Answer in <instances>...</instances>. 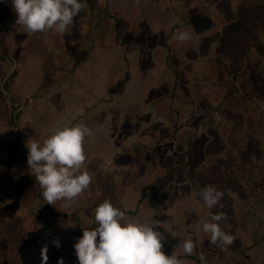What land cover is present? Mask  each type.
<instances>
[{"label":"crops","instance_id":"1","mask_svg":"<svg viewBox=\"0 0 264 264\" xmlns=\"http://www.w3.org/2000/svg\"><path fill=\"white\" fill-rule=\"evenodd\" d=\"M257 1L86 0L82 22L68 27L73 70L65 66L63 33L14 29L18 43H25L15 53L18 67L26 68L22 82L45 72L46 87L58 83L62 88L57 96L52 90L57 103L46 106L41 127L63 116L80 120L85 113L82 123L93 131L84 143L89 167L81 169L91 174L92 187L72 202L61 201L64 213L73 212L76 203L92 209L78 225L66 219L75 229L65 237L68 243H75L85 228L97 227L95 209L110 200L128 219L166 220L154 226L165 230V251L175 252L185 264H202L201 253L206 264L219 257L225 264H264V15L255 17ZM243 25L248 40L246 29L239 30ZM182 31L191 39L180 41ZM28 39L33 52L27 51ZM89 42L95 47L87 54ZM0 57L1 79L11 64L4 50ZM61 107L67 112H55ZM1 127L6 134L2 117ZM246 157L249 179H241ZM219 169L226 173L216 176ZM258 171L260 178L250 180ZM21 176L25 183L11 185L16 189L4 196L8 201L15 193L16 199L0 209L32 230L39 226L32 222H38L40 212L33 220L26 211L35 206L38 186L28 173ZM210 184L224 193L222 207L209 209L199 197ZM215 212L226 214L220 223L234 238L229 246L210 243V234L202 231ZM45 232L37 233L36 251L44 248ZM189 235L197 241L192 255L182 247ZM2 250L0 259L9 253L8 247ZM25 257L28 264L36 255ZM75 257L67 264H78Z\"/></svg>","mask_w":264,"mask_h":264},{"label":"clouds","instance_id":"2","mask_svg":"<svg viewBox=\"0 0 264 264\" xmlns=\"http://www.w3.org/2000/svg\"><path fill=\"white\" fill-rule=\"evenodd\" d=\"M4 2L0 0V3ZM11 3L17 15V24L34 33L49 30L63 33L86 7V0H11ZM178 39L186 41L191 36L182 31ZM92 135V129L79 123L58 126L43 143L34 139L28 142L27 163L48 204L55 205L62 200L72 202L89 187L92 176L81 168L86 160L84 143ZM198 195L212 209L220 205L224 193L210 184ZM225 219L226 214L215 212L203 223L202 231L210 234V243H219L224 247L233 243V236L221 227L220 222ZM95 221L97 227L85 228L74 244L78 264H185L175 252L165 251V230L154 226L165 224L166 220L147 224L128 219L123 210L105 200L95 209ZM53 243L56 247L60 246L59 240ZM196 243L189 235L183 241V252L192 255ZM47 251L45 246L42 249L44 264L48 260ZM200 260L206 264L202 253ZM59 264H64L63 259Z\"/></svg>","mask_w":264,"mask_h":264},{"label":"flooded vegetation","instance_id":"3","mask_svg":"<svg viewBox=\"0 0 264 264\" xmlns=\"http://www.w3.org/2000/svg\"><path fill=\"white\" fill-rule=\"evenodd\" d=\"M85 9L81 11V13L79 14V18L80 17L83 18L84 13H86L87 11V10L85 11ZM6 12L7 14L10 12V17L7 24L11 30V36H12L11 38L13 39V43L15 46L14 54L15 53L17 54L18 52L17 48H20V44L16 48L14 29L19 27L22 30L24 26L17 24L16 22L17 15L14 11L11 0H5L4 3H0V20L4 17V15H6ZM88 13L91 15L90 12ZM76 21L75 23L73 22L72 28H76V26H78L82 22V19L80 18L77 19ZM72 28H70V30ZM70 30L67 29L65 32H63V42L66 48L65 51L64 50L63 51L65 52L64 53L65 66H69L70 67L69 69L73 70L77 68L76 62L74 65L73 60L70 59V55L67 54V52L70 50L67 43L68 40L70 39V34L71 36L73 34L72 30L71 33H69ZM1 31L2 34L0 35L2 37H4L5 35H10L8 33L7 26L6 28L5 27L2 28L0 26V32ZM40 33L42 34L43 32H35V35ZM2 37H0V40ZM76 39L79 40V38ZM76 41H74V47H76L77 50V48L79 47V43L78 41L77 42ZM88 44L90 45V49L87 50V54L93 51L95 47L94 45L95 43L93 42H89ZM11 49L12 46L10 45L8 56L6 57V60H8V62L11 64L10 69L7 72V74H5V76L0 79V92L2 93V100L4 103V105L2 106L0 104V113L3 115V117L9 119L8 121H5V128H6L5 138L0 137V159H1L0 168L2 169L1 172L2 175L4 174V177H0V185L2 186V191H3L2 194L0 193V207H3L6 202L8 203L16 199V195L14 193V195L11 194V199L8 198L10 200L4 201V196H6V192L16 189L15 187L14 188L12 187L11 189V185H16L19 183V181H22V184H24L26 181V179H23L21 176L22 174L25 173L22 172V174H18L19 171L17 169L21 161H23L24 166L26 165L27 167L26 173H28V175L30 174L34 175L31 173L27 163V157H28L27 139H34L39 141L40 143H43V140L46 139L48 136H50L57 129L58 126L63 127L64 125L79 124L82 123V120L86 118L85 113L81 118L82 120L81 119L79 120L78 118L72 120L71 118L69 119L63 116L61 120L58 119L52 122V124H50L51 126L41 127L44 120L40 119V117L44 116V113L48 111L46 107L48 105L45 100L41 99L42 97H40L39 95V91L37 89L35 82L33 81L34 80L33 77L23 78V80H26L24 85L21 83L22 78L21 80H19L20 83L15 84L11 82L13 79L14 80L17 79L20 70L22 71L23 69H26L24 66H20L21 68L18 67V63L16 70L8 78L5 85V89L9 92L13 101V105H11L7 101L3 92L1 91V83L13 67V63L9 59V54L11 52ZM78 52L81 54L83 51H81V49L79 48ZM76 55L77 53H75L74 57ZM80 62L81 61H79V63ZM79 63H77V65ZM17 68L19 71L17 70ZM118 85L119 83L116 84V86ZM48 87L50 88V90L53 91L55 89H62L59 87L58 83H53L52 85L50 84ZM53 91L49 93L50 94L49 102L51 103V105L57 103V100L52 97ZM58 103H62V100H60V102ZM73 104L74 105L77 104L76 100L73 101ZM57 107H60V105H58ZM55 112L62 113V112H67V110L65 108H62L61 111L60 110L57 111V109L55 108ZM15 113L18 124L13 120V116ZM49 113L51 116L55 115L52 114L51 110ZM217 115L219 114L217 113ZM1 153L3 154V156ZM36 184L38 186L37 188L38 193L36 195L35 206L28 209L26 213H27V217L30 216L34 220V216H35L34 213L40 212V217L37 218L38 222H32L34 225H39L37 228H33L32 230H29L30 229L29 223H27V225L25 224L24 227L19 225L20 223H17L15 221V217H16L15 215L8 216V214H5L6 212L5 210L0 209L1 210L0 224H2V226H0V247L2 246L3 250L4 247H8V251H9V253L7 254L5 253L3 256H1L2 259H0V264H25L24 263V260L26 259L25 256L29 253L31 254L35 253L36 258L34 261L28 262V264H44L42 251L41 250L36 251L35 248L33 247L34 242L37 236L39 235L37 233H39L40 230L44 232L46 230L42 245L44 244L43 245L44 247L45 246H47L48 248L50 247V254L47 255L48 256L47 264H59V261L61 259H63L64 264H67L70 263L69 257H71L74 260L73 258L75 257L74 244L77 242V240L75 241V243L71 244L69 242L70 243L69 244L67 242V238L65 237L75 232L73 223H76L78 225L83 220V215L85 217L90 216L89 211H91L92 208L91 206L90 207H85L83 205L79 206L78 203H76L77 208H75L73 212L64 213V211H61V209H63L62 205L64 206V204L61 203V201H57L55 205L48 204L41 194V188L37 181ZM7 186H9V188H6ZM97 204L98 203L93 205V207L95 208ZM67 218H70V220L73 221V223L71 222L72 225L71 227L68 225L69 221L66 220ZM56 240L60 241L59 247H56L55 244L53 243Z\"/></svg>","mask_w":264,"mask_h":264},{"label":"rangeland","instance_id":"4","mask_svg":"<svg viewBox=\"0 0 264 264\" xmlns=\"http://www.w3.org/2000/svg\"><path fill=\"white\" fill-rule=\"evenodd\" d=\"M258 3H259V6H260V10H257V12H256V14H255V17L256 18H260L261 16H263L264 15V0H258L257 1ZM9 17H10V12L7 14V12H6V15H4V17L0 20V26L2 27V28H6V26H7V23H8V20H9ZM247 25H249V24H247ZM246 29V30H245ZM23 30H25V28H23ZM240 31H243V30H245V32H244V35L243 36H245L246 37V39L248 40V35H247V32H248V27H246L245 28V25H243V26H241L240 27V29H239ZM0 34H2V31L0 32ZM1 36V35H0ZM2 37V36H1ZM30 42H32V41H30V39H28V41L26 42V45H27V51H32L33 52V49L31 48L32 47V43H30ZM0 43H1V47H0V49L3 51L4 50V53H5V57H7L8 56V52H9V47H10V45L12 46V39H11V36L10 35H5L4 37H2L1 38V40H0ZM24 44L25 43H20V49H18V53H20L21 51H22V48H23V46H24ZM15 45H16V48H17V46L19 45V43H18V41L16 40V38H15ZM39 47V50H40V48H42V46H38ZM232 49H233V51L235 52V49H236V47H237V41H234V42H232L231 43V46H230ZM14 56H15V54H14ZM15 58H16V56H15ZM19 58V57H18ZM31 58V57H30ZM20 60H22V59H20ZM17 70H18V68H17ZM19 71V70H18ZM24 71L22 70V73H23ZM20 76H22V74H21V70L19 71V76H17V79L16 80H12L11 82L12 83H15V84H17V83H20L19 82V80H21L20 79ZM45 76H46V73L45 72H40V74H38V72L35 74V75H33L32 77H33V81L34 82H36V83H38V84H36V86H37V89H38V91H39V95H40V97H42L41 99L42 100H45L46 101V103H47V105H50L51 106V103H49V100H48V98H49V93L50 92H52V90H50V88L47 86L46 87V83L44 82L45 81ZM24 77V76H23ZM32 81V82H33ZM23 85H24V83L23 82H21ZM39 87V88H38ZM46 87V88H45ZM61 88V87H60ZM60 90L61 89H55L54 90V93H55V95L57 96L58 94H59V92H60ZM2 91V90H1ZM1 93V92H0ZM262 96L264 97V93H262ZM0 104H1V106L2 105H4V103H3V100H2V93L0 94ZM49 106V109L51 108ZM51 110V109H50ZM263 112V111H262ZM46 115H47V113L46 114H44V116H41L40 117V119H43V117H46ZM263 115H264V112H263ZM0 117H2L5 121H8L9 119L7 118H5V117H3V115H0ZM58 119H60V118H58ZM57 119V120H58ZM46 120V119H45ZM61 120V119H60ZM4 122V121H3ZM42 124V123H41ZM40 124V125H41ZM49 124H52V121H50L49 122ZM5 128V127H4ZM1 129L3 130V128L1 127L0 128V134L5 138V133L4 132H2L1 131ZM30 140H27V142H29ZM44 141V140H43ZM244 163H245V167H247V170L245 171H243V172H241L242 174H240L242 177H241V179H243V176L245 177V179H249V175H247L249 172H248V170L250 169L249 167H250V160H248V161H246L247 160V157L246 158H244ZM223 166H228L227 164H223ZM88 167H89V165H85V162H84V164H83V166H82V168L81 169H88ZM27 167H26V165L24 166V164H23V161H21L20 163H19V166H18V171H19V173L18 174H22V172L23 173H25L27 170ZM227 170V169H226ZM229 172H230V170H228ZM2 169L0 168V177H4V174L2 175ZM226 173V171L224 170V172L222 173L221 172V170L219 169L218 170V172L215 174L216 176H220L221 174L223 175V174H225ZM259 173H261L260 171H258V173H251L250 175H251V177H250V180H253L254 179V176H255V178L256 179H258V178H260V175H258ZM232 174H234L233 173V171H232V173L230 174L231 176H232ZM29 177H31V176H33V178H35L34 177V175H28ZM225 176V175H224ZM227 176V175H226ZM5 177H6V175H5ZM28 177V178H29ZM264 177V176H263ZM255 183H257V180H255ZM89 187H92V185L90 184L89 185ZM253 187H254V185H253ZM5 188V187H4ZM6 188H9V186H7ZM257 187L255 186V189H256ZM87 190V189H86ZM3 191H2V186L0 185V193H2ZM85 192V190L83 191V193ZM82 193V194H83ZM227 193V192H226ZM226 193H225V195H226ZM231 196H232V193L231 192H228ZM233 196H237L236 194H233ZM3 203V202H2ZM229 202H224V204H228ZM231 206V205H230ZM230 206H228L227 208H229ZM234 214V216L236 217V216H238L239 214L235 211V212H233ZM241 213V212H240ZM0 226H2V224H0ZM7 231H8V229H7ZM222 259V257H219V258H213V261H214V264H225L226 263V259H224V261L223 260H221Z\"/></svg>","mask_w":264,"mask_h":264},{"label":"water","instance_id":"5","mask_svg":"<svg viewBox=\"0 0 264 264\" xmlns=\"http://www.w3.org/2000/svg\"><path fill=\"white\" fill-rule=\"evenodd\" d=\"M7 29H8V33H9L10 36H11V30H10L8 24H7ZM11 37H12V36H11ZM11 39H12V38H11ZM14 51H15V46H14L13 39H12V49H11V52H10V54H9V59H10V61L13 63V67H12L11 71L8 73V75L4 78V80H3L2 83H1V90H2V92H3V94H4V96L6 97L7 101H8L11 105H13V101H12L11 95H10L9 92L5 89V85H6V82H7L8 78L14 73V71L16 70V67H17V62H16V60H15V58H14ZM13 120H14V122H16V123L18 124V121H17V118H16V113H15L14 116H13ZM3 151H4V150H3ZM1 154H2V153H1ZM2 156H3V154H2ZM0 161H1V159H0Z\"/></svg>","mask_w":264,"mask_h":264}]
</instances>
